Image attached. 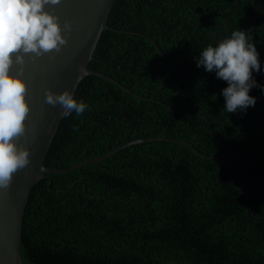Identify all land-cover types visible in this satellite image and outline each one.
Masks as SVG:
<instances>
[{
  "label": "trees",
  "instance_id": "trees-1",
  "mask_svg": "<svg viewBox=\"0 0 264 264\" xmlns=\"http://www.w3.org/2000/svg\"><path fill=\"white\" fill-rule=\"evenodd\" d=\"M107 24L113 29L101 32L88 68L132 93L82 77L74 96L89 109L62 118L44 165L68 167L129 140L167 136L206 155H237L236 184L261 194L233 185L232 158L202 159L174 142L132 144L32 187L22 263L264 264V0H115ZM238 29L259 53V86L249 91L254 106L228 113L227 82L197 59Z\"/></svg>",
  "mask_w": 264,
  "mask_h": 264
},
{
  "label": "clouds",
  "instance_id": "clouds-1",
  "mask_svg": "<svg viewBox=\"0 0 264 264\" xmlns=\"http://www.w3.org/2000/svg\"><path fill=\"white\" fill-rule=\"evenodd\" d=\"M60 3L61 0H0V189H8L14 173L31 162L30 149L17 143L26 132L30 106L26 99V81L10 72L13 57L15 64L22 66L25 64L23 54H34L30 56L34 61L46 53H58L67 46L71 21L65 20L61 27L59 17L45 10V5ZM251 41L248 30H234L215 45L205 47L197 59V67L215 72L218 79L227 82L222 94L225 98L223 109L228 113L246 111L256 102L249 91L259 86L252 73L253 70L260 71V62ZM45 103L59 106L63 118L73 112L79 117L89 109L84 100H77L74 92L68 89L58 93L46 89Z\"/></svg>",
  "mask_w": 264,
  "mask_h": 264
},
{
  "label": "water",
  "instance_id": "water-1",
  "mask_svg": "<svg viewBox=\"0 0 264 264\" xmlns=\"http://www.w3.org/2000/svg\"><path fill=\"white\" fill-rule=\"evenodd\" d=\"M114 1L61 0L56 6L45 5V10L59 17L61 27L65 20L71 21L72 31L68 36L67 46L62 47L58 53H46L34 61L30 59L34 54H23L25 64L22 66L15 64L13 57L14 63L10 72L20 75L26 81L28 86L26 99L30 106L26 132L18 138L17 143L30 149L31 162L26 168L14 173L8 189H0V264H23L20 256L23 217L31 189L39 180L45 178L47 174L68 173L89 163L102 161L132 144L149 141L174 142L189 147L202 159L232 158L238 162V167L232 176L233 185L247 197L261 194V191L250 194L236 184L235 178L242 166V159L237 155L233 153L206 155L186 140L167 136L129 140L104 155L88 158L68 167L44 165V159L63 118L59 106L53 107L45 103L46 89L57 93L64 89L74 92L81 78L91 74L109 80L126 92L132 93L131 89L124 87L116 79L88 68L101 32L108 28L113 29L109 27L107 20Z\"/></svg>",
  "mask_w": 264,
  "mask_h": 264
},
{
  "label": "bare ground",
  "instance_id": "bare-ground-1",
  "mask_svg": "<svg viewBox=\"0 0 264 264\" xmlns=\"http://www.w3.org/2000/svg\"><path fill=\"white\" fill-rule=\"evenodd\" d=\"M185 101H186V100H185ZM156 205H157V204H156ZM211 210H212V209H211ZM208 217H209V216H208ZM208 217H207V218H208ZM202 226H203V225H202Z\"/></svg>",
  "mask_w": 264,
  "mask_h": 264
}]
</instances>
